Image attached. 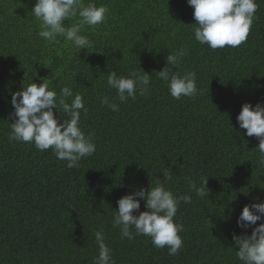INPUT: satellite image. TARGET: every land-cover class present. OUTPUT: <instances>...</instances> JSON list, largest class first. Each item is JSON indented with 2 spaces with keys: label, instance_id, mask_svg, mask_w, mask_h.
Returning <instances> with one entry per match:
<instances>
[{
  "label": "trees",
  "instance_id": "16d2710c",
  "mask_svg": "<svg viewBox=\"0 0 264 264\" xmlns=\"http://www.w3.org/2000/svg\"><path fill=\"white\" fill-rule=\"evenodd\" d=\"M95 2L110 12L85 29L92 47L81 50L63 37L50 45L38 36L36 0H0V264H93L96 231L115 264H243L232 237L251 235L237 220L245 205L264 202V155L237 116L245 103L264 104V0H256L247 41L216 50L195 40L188 0ZM180 48L187 55L173 71H195L200 94L176 100L155 72ZM140 68L152 75L149 93L121 104L106 75ZM44 79L57 93L65 86L79 92L89 109L81 127L95 134L97 149L79 167L9 139L12 94ZM105 96L119 111L102 104ZM163 173L172 176L169 190L192 198L175 218L184 226L176 256L134 228L128 240L113 227L117 201L155 187ZM189 176L198 186L208 178L205 196L190 189Z\"/></svg>",
  "mask_w": 264,
  "mask_h": 264
},
{
  "label": "clouds",
  "instance_id": "9594fccd",
  "mask_svg": "<svg viewBox=\"0 0 264 264\" xmlns=\"http://www.w3.org/2000/svg\"><path fill=\"white\" fill-rule=\"evenodd\" d=\"M188 4L194 8L195 40L212 50L226 46L237 48L245 43L258 10L256 0H188ZM109 12V7L97 6L95 0H88L87 3L84 0H36L31 14L39 21L38 36L48 44H58V38L63 37L74 47L84 50L92 47V41L82 33L88 27L94 28L106 22ZM74 19V23L66 25V21ZM186 55L185 48L170 52L166 66L155 72L176 100L200 94L195 71L182 74L173 71ZM106 76L108 87L116 90L121 104L129 99L135 100L137 94L144 96L149 93L152 75L142 68L128 72L127 76L118 75L116 71L108 72ZM101 102L111 111H119V104L111 102L109 97H103ZM11 104L14 123H11L10 140L34 143L40 151L51 149L57 159L68 162L70 169L79 167L83 159L96 152L95 134H86L81 127L82 113L87 118L89 109L85 106L84 97L79 92L74 93L71 87H62L57 93L47 79L40 84L32 82L12 94ZM56 112L60 113L59 117ZM237 121L248 137L255 136L259 140L257 150L264 155V104L257 103L253 107L251 103H245ZM163 174L165 179L161 181L157 178L155 187L151 183L150 189L141 188L117 201L118 211H114L113 227L120 229L121 239L128 240L135 238L134 228L136 236L150 237L156 248L167 247L168 254L176 256L183 247L180 233L184 231V226L175 218L181 202L190 204L192 198L169 190L166 184L172 176ZM185 179L198 196L206 195L208 178L200 186L190 176ZM138 198L146 202L147 211L140 212ZM259 201L257 197L256 201L245 205L237 220L241 229H252L251 235L233 234L232 237L239 249L236 256L243 264H264V223L256 226L258 221L264 220V202ZM137 212L140 214L135 215ZM94 235L99 255L94 258L93 264H115L104 233L96 231Z\"/></svg>",
  "mask_w": 264,
  "mask_h": 264
}]
</instances>
